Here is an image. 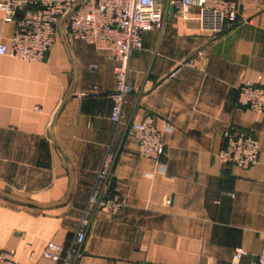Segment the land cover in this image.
Segmentation results:
<instances>
[{
	"label": "crops",
	"instance_id": "crops-1",
	"mask_svg": "<svg viewBox=\"0 0 264 264\" xmlns=\"http://www.w3.org/2000/svg\"><path fill=\"white\" fill-rule=\"evenodd\" d=\"M223 1L238 10V24L224 34L172 10L144 34L130 58L132 91L119 125L110 120V52L60 38L44 62L0 56V253L45 264L47 244L68 246L89 209L77 264L256 263L264 244V116L240 108L237 97L245 81L264 87V0ZM17 23L0 8V46ZM146 117L163 133L160 160L141 157L129 134ZM229 129L258 137L257 165L222 163ZM109 152L101 186L112 195L115 178L125 199L117 215L88 208ZM237 249L246 253L240 260Z\"/></svg>",
	"mask_w": 264,
	"mask_h": 264
},
{
	"label": "built area",
	"instance_id": "built-area-1",
	"mask_svg": "<svg viewBox=\"0 0 264 264\" xmlns=\"http://www.w3.org/2000/svg\"><path fill=\"white\" fill-rule=\"evenodd\" d=\"M8 18H18L17 29L9 45L0 46V56L27 62H44L61 38V26L69 41L82 40L98 51H108L114 58L115 88L110 120L119 125L124 119V107L132 91L129 62L133 52L143 48L146 32L163 26L166 14L173 10L183 20H196L204 32L221 35L238 24V10L223 0H7L0 5ZM23 12L22 17L16 11ZM93 71L97 70L92 66ZM93 88L91 93L97 94ZM237 105L254 114L264 116V87L259 83L243 82L238 88ZM129 134L138 138L139 155L160 160L165 155L163 133L153 117L131 123ZM170 131V125L165 128ZM260 141L252 134L229 129L224 134V146L219 153L223 164L249 169L259 162ZM113 163L108 153L89 207H97L110 215H117L125 206V199L117 194L107 195L101 186ZM85 212L73 240L68 246L54 242L42 253L45 264H77L80 248L86 240L90 224ZM246 255L237 249L235 259ZM0 264H16L14 251L0 253ZM255 264H264V244Z\"/></svg>",
	"mask_w": 264,
	"mask_h": 264
},
{
	"label": "water",
	"instance_id": "water-1",
	"mask_svg": "<svg viewBox=\"0 0 264 264\" xmlns=\"http://www.w3.org/2000/svg\"><path fill=\"white\" fill-rule=\"evenodd\" d=\"M172 11H173V10H172ZM22 15H23L22 10L18 9V10L16 11V16H17V17H22ZM61 38H62L66 43H68V39H67L66 34H65V31H64V24H62V26H61ZM108 192H109L110 194H112V195L117 194V191H116V180H115V178H112V179L110 180V184H109V187H108Z\"/></svg>",
	"mask_w": 264,
	"mask_h": 264
}]
</instances>
